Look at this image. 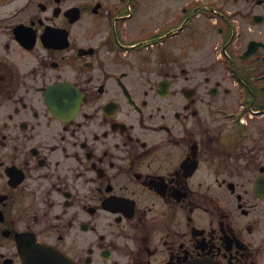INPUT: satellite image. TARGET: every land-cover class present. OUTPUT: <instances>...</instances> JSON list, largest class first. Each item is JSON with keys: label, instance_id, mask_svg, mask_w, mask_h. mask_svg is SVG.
<instances>
[{"label": "flooded vegetation", "instance_id": "obj_1", "mask_svg": "<svg viewBox=\"0 0 264 264\" xmlns=\"http://www.w3.org/2000/svg\"><path fill=\"white\" fill-rule=\"evenodd\" d=\"M264 264V0H0V264Z\"/></svg>", "mask_w": 264, "mask_h": 264}, {"label": "water", "instance_id": "obj_2", "mask_svg": "<svg viewBox=\"0 0 264 264\" xmlns=\"http://www.w3.org/2000/svg\"><path fill=\"white\" fill-rule=\"evenodd\" d=\"M27 264H34V257L31 254L26 255Z\"/></svg>", "mask_w": 264, "mask_h": 264}]
</instances>
